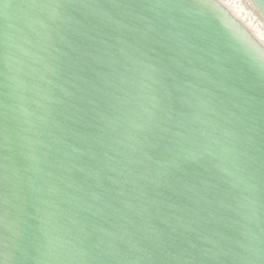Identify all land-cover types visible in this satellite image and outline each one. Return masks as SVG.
Returning a JSON list of instances; mask_svg holds the SVG:
<instances>
[{
	"label": "water",
	"instance_id": "1",
	"mask_svg": "<svg viewBox=\"0 0 264 264\" xmlns=\"http://www.w3.org/2000/svg\"><path fill=\"white\" fill-rule=\"evenodd\" d=\"M228 24L0 0V264H264V56Z\"/></svg>",
	"mask_w": 264,
	"mask_h": 264
},
{
	"label": "clouds",
	"instance_id": "2",
	"mask_svg": "<svg viewBox=\"0 0 264 264\" xmlns=\"http://www.w3.org/2000/svg\"><path fill=\"white\" fill-rule=\"evenodd\" d=\"M210 6L218 18L223 17L229 22L228 30L242 44L264 56V11L257 6L256 0H210ZM237 6L249 14L255 27L242 19L243 13L237 15Z\"/></svg>",
	"mask_w": 264,
	"mask_h": 264
},
{
	"label": "bare ground",
	"instance_id": "3",
	"mask_svg": "<svg viewBox=\"0 0 264 264\" xmlns=\"http://www.w3.org/2000/svg\"><path fill=\"white\" fill-rule=\"evenodd\" d=\"M241 13L242 12L237 8V15H240ZM242 19H246L249 25H251L252 27H255V25L244 14L242 15Z\"/></svg>",
	"mask_w": 264,
	"mask_h": 264
}]
</instances>
